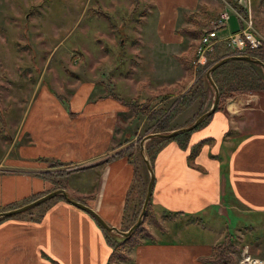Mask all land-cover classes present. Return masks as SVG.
Masks as SVG:
<instances>
[{"label": "crops", "instance_id": "0c3cea01", "mask_svg": "<svg viewBox=\"0 0 264 264\" xmlns=\"http://www.w3.org/2000/svg\"><path fill=\"white\" fill-rule=\"evenodd\" d=\"M139 1L140 7L147 8L146 14H154L155 29L146 35L142 28L146 14L128 15L125 23H132L130 31L113 37L121 46L130 37L129 48L121 50L134 57L124 73L115 70L108 81L99 61V80L74 74L64 83L54 81L56 95L39 99L42 85L32 95L12 145L15 155L0 164V206L44 195L59 184L107 225L126 231L134 222L142 182L146 180L147 189L149 171L145 161L144 169L131 155L116 150L120 124L125 119L137 121L124 102L139 90L144 98L165 87H173L178 95L179 85L187 81L185 92L195 77L178 58L193 57L198 38L178 30L192 25L185 17L199 12L202 5L207 7L210 21L220 14L216 0ZM252 1L249 7L243 6L257 25L254 35L263 41L264 0ZM127 2L132 8L131 0ZM240 27V20L230 12L226 26L218 32L219 41ZM122 51L103 52L99 57L117 67L120 61L125 63L123 55L118 58ZM129 80L134 87L125 98L118 89H128ZM128 125L129 121L124 126ZM198 142L197 152L191 155L190 144ZM188 145L183 149L175 141H167L150 160L154 174L150 208L165 223L153 239L128 246L127 259L113 258L109 263L113 245L122 235L107 233L88 211L55 195L34 218L30 214L28 219L0 221V264H209L212 248L223 235H217L216 242L194 234L182 236L192 232L201 219L206 223V235L219 230L213 224L223 211V189L242 207L264 213V91L237 93L225 101L191 132ZM69 164L73 165L71 171L60 180L63 166Z\"/></svg>", "mask_w": 264, "mask_h": 264}, {"label": "rangeland", "instance_id": "374dc122", "mask_svg": "<svg viewBox=\"0 0 264 264\" xmlns=\"http://www.w3.org/2000/svg\"><path fill=\"white\" fill-rule=\"evenodd\" d=\"M99 1L0 0V164L4 162L7 156L10 159L14 157L16 149L12 145L24 112L32 95L35 94L41 85L43 88L38 90L40 91L39 99H42L44 96L56 95L57 86L55 85L54 89H52L53 83H64L71 75L75 77L74 74L81 79L93 77L99 80V61L102 64L101 66H103L101 72L108 81L112 80V75L114 76L115 70L124 73V69L130 65V61L134 55L121 50H127L129 48L128 44L131 42L129 43L128 39L130 37H127L128 41H125V46L119 45V39L114 40L113 37H116L117 34H122L123 32L128 33L130 31L129 27H131L132 23H125L128 15L138 17L141 14L145 15L147 8H142L141 5L133 13L132 8H129L127 0H119L120 2L118 0H102V8L99 7ZM237 2L239 5L243 6L244 4L249 7L250 2L253 1L237 0ZM215 3L217 4L215 6L217 14L220 13V10L222 11L224 9H228L229 14L230 12L234 14V11H237L233 3L229 2V0H216ZM144 9L145 11H143ZM99 10H103L105 14L109 15V18H106L104 15H99ZM249 14L250 12L247 9V15L241 16L251 18ZM234 15L237 16L236 14ZM154 17L153 13L144 16L142 28L146 35L150 34L153 31L152 29H155V23H153ZM252 23V27L256 28L257 25H255L253 18ZM177 24H180V21ZM261 42H264V40H261ZM113 50V54H115L116 50L122 51L121 56L118 58L121 59L123 55L122 61L125 62L124 65L120 61L117 67H111L110 61L105 62L107 58L101 59L99 57V54L103 52L112 53ZM193 75L195 77V73ZM246 76L263 79V68L246 63L243 74L235 75L228 70H223L222 74L216 75L215 77L222 79L220 86H223L232 81L243 79ZM54 81L57 82L55 83ZM129 81H131V84H129L128 89H118L125 98V94H130L134 87L132 80ZM184 88L181 87L176 92H179V94L185 93L190 87L183 92ZM206 90L207 95L202 106L199 107L197 100L191 106L183 109L181 113L174 117L170 123V128L189 125L188 123L199 117L201 115L200 113L211 107L215 93L211 85ZM218 92H220L219 89ZM142 93L143 91L139 90L137 95H134V98L145 101L148 97H142ZM175 96L177 95L174 94L170 98ZM212 114L209 116L211 117ZM139 115L136 116V123L134 120H123L120 124L122 130L115 136L117 137L115 144L117 146L116 150L119 151L121 149V152L128 153L129 156L131 155L132 158L142 163V167L145 169L146 166L142 159L144 157L150 159L151 156L153 158V155L156 153L152 151L150 156L146 154V147L153 144L151 138L143 141V150L140 147V141L147 134L153 133V130L156 128L154 121H149L146 115ZM128 121L129 125L124 126L127 125ZM198 128L195 127L190 130V135L193 130ZM72 167L73 165L70 164L63 166V171L60 173V180H63V175L69 173ZM57 174L53 173L54 176ZM147 178L148 176L146 175L145 179ZM58 186L62 185L57 184L56 187ZM141 190L140 203L135 213L134 221L140 214L143 205L146 180L142 182ZM223 192L226 195L225 199L220 201V208L223 211L218 216L220 218L218 220L219 222L213 224V228L219 230L209 231V235H206V223L201 219L197 221V227L192 232H188L182 237L190 238L194 234L196 238H205V241L216 242V238H220L221 235L224 237L226 234H230L232 244H234V249L230 251V254L234 262L229 263L226 261L224 264H238L243 250H247L252 256L264 258V213L251 212L242 207L227 189H223ZM48 199L29 208L31 210L27 209L16 213L14 217L26 219L30 214H32L33 218L38 216L39 213L43 212ZM23 203V201L18 202L21 206ZM149 210L151 211L150 207ZM151 213L153 212L151 211ZM151 213L144 215L140 223L143 227V230L137 233V238L140 242L143 239L148 240L145 236L146 233L149 236L151 235L153 239V236L160 232L163 228V223H165L161 217L159 220H157V216L152 217ZM215 217L212 216L211 218ZM170 225L171 223L168 222V229L174 227L172 226L171 228ZM210 233L212 236H210ZM119 237L120 240L118 242L122 240V236ZM127 247H122L121 245L117 247V251H121L124 254Z\"/></svg>", "mask_w": 264, "mask_h": 264}, {"label": "trees", "instance_id": "16d2710c", "mask_svg": "<svg viewBox=\"0 0 264 264\" xmlns=\"http://www.w3.org/2000/svg\"><path fill=\"white\" fill-rule=\"evenodd\" d=\"M131 2L133 4L132 12L140 8L139 0H131ZM229 2L233 3V5L235 6L234 8H236V10L240 13V15L242 16L247 15L246 8H244V6L242 5H239L237 0H229ZM99 15H104L106 18H109V15L105 14L103 10H99ZM185 18L192 25L183 27L180 30H178V32L181 34L189 35L193 38H200V36L204 32V29L208 27L210 21L209 13L205 5H202L200 7L199 12H192L189 15H186ZM135 21L138 23L140 22V19L136 18ZM240 24L242 27L243 21L241 19H240ZM223 49H225V51H223ZM227 56H249L252 59H259L264 63V42H261V46L258 48V50H253L247 47L244 51L235 52V49H232L227 44V41H218L214 46V50L207 55V61L205 64H197V65L194 64V61L196 60V54H194L193 57L191 58L179 57L178 59L186 67V69L190 73V76L191 74L195 73V80L187 92L180 93L177 96L170 98L171 96H173V94H175L174 93L175 89L173 87H165L154 92L143 103H140L137 98H132L128 101H125L124 104L127 106L129 110L134 112L136 115L139 114L146 115V118L149 121L151 120L154 121L156 129L153 130V133H167L173 129L183 127V126L180 127L177 126L175 128H170L171 127L170 123L172 122V120L176 115H178L183 111V109L191 106L197 100L199 107L202 106L207 95L206 88L210 86V83L206 78V72L214 65V63ZM246 63L260 67L259 64L253 61L235 58L226 61L225 63L215 68L211 72V79L217 86V89L220 90L219 101L215 110H217L225 101H227L237 93H241L244 91H251V92L264 91V80H263L264 78L263 79L254 78L252 76H246L243 79L232 81L231 83L220 86V82L222 81V79L220 77H215L216 75L222 74L223 70H228L230 73H234L235 75L243 74L244 66ZM186 83L187 81L181 83L179 86L184 87ZM114 96L116 95L114 94ZM208 118H210V116L203 119L196 126V128L203 125ZM193 121L194 120H192V122ZM192 122L188 124H191ZM189 135H190V131H186V132L174 134L170 137H153L151 138L153 144H150L145 149L147 152L146 154L147 156L148 155L150 156V154H152L151 153L152 151L153 153L158 152L161 149V147L165 144V142L171 140H175L180 148L183 149L188 148ZM199 144L200 142L196 144H190L192 145L190 146L191 155L197 152L199 148ZM150 159H152V156ZM59 187L60 186L56 188ZM39 196H31L25 199L22 205L38 198ZM77 200L84 202L83 200L80 199ZM19 206L21 205H19L17 202L7 204L1 206L0 211L13 209ZM149 207H150V202H148L147 204V209L144 215H148V213L149 214L151 213ZM15 215L16 214L9 215L6 217H0V221L8 217H14ZM151 216L154 217L155 215L151 213ZM134 222L131 225H133ZM158 227L160 228L159 225ZM142 230L143 227L141 224H139L129 235L123 236L122 240L118 242L117 245H113V252L110 256L109 263L110 261H112L113 258H119L121 260L127 259V256L125 254L117 251L118 250L117 247L121 245L122 247L133 246L140 243L139 239L137 238V233ZM106 232L111 233L110 231H106ZM145 236L147 237L148 240L152 239L151 235L149 236L148 233H146ZM109 242L113 243V239H109ZM233 249H234V244H232V238L230 234H226L220 243L213 246L212 255L210 258L207 259V262L209 264H224L226 261L229 263H233L234 261L230 254V251H233Z\"/></svg>", "mask_w": 264, "mask_h": 264}, {"label": "water", "instance_id": "95a60500", "mask_svg": "<svg viewBox=\"0 0 264 264\" xmlns=\"http://www.w3.org/2000/svg\"><path fill=\"white\" fill-rule=\"evenodd\" d=\"M235 58H240V59H244V60H248V61H253V62L259 64L263 68V71H264V63L261 60H259V59H252L249 56H227V57H224V58L220 59L219 61L214 63V65L206 72V78L208 79V81H209V83H210V85L213 88L214 93H215L214 99H213V103H212L211 107L208 110L204 111L199 117H197L191 124H189L187 126H183V127L177 128V129H173V130H171V131H169L167 133H150V134H147L146 136L143 137V140L140 141L141 149L143 150V141L144 140H147V139L153 138V137H170V136H172L174 134L190 131V130L194 129L203 119H205L210 114H212L214 112L217 104H218L219 92H218L217 86L215 85V83L211 79V72L215 68H217L220 65H222L223 63H225L226 61L232 60V59H235ZM144 161H145V164H146L147 169L149 171V181H148V184H147L146 195L144 197V201H143V205H142L140 214L138 215V217H137L136 221L134 222V224L131 225V227H129V229L126 230V231H119L116 227H111V226L107 225L97 215V213H95L90 207H88L84 203H81L80 201L72 199L63 188H57V189H55L53 191H50V192H48V193H46V194H44V195H42V196L30 201V202H28V203H26V204H24L22 206H19V207L13 208V209H9V210H2V211H0V217H6V216H9V215H12V214L19 213V212H21L23 210H27V209L39 204L40 202H42V201H44V200H46L48 198H51V197H53L55 195H59L60 194L66 200L71 202L72 204H74V205H76V206L88 211L91 215H93V217L96 218V220L106 230L116 231L119 234H121L122 236H127L142 222V219H143L144 214H145L146 209H147V204H148L150 196H151V189H152V184H153V181H154V174H153V170L151 168L149 159L144 157Z\"/></svg>", "mask_w": 264, "mask_h": 264}, {"label": "built area", "instance_id": "2783aa9c", "mask_svg": "<svg viewBox=\"0 0 264 264\" xmlns=\"http://www.w3.org/2000/svg\"><path fill=\"white\" fill-rule=\"evenodd\" d=\"M237 18L244 22V26L230 33L225 38L227 44L235 49V52L244 51L247 47L250 49H258L261 45V40L257 38L252 29L251 18H244L238 11H234ZM229 19V10L224 9L220 15L209 22V26L204 29L203 34L198 38L197 47L195 49L196 60L194 64H205L207 55L214 50L215 44L220 40L218 36L219 30L226 26ZM241 259L238 264H264V258L252 256L247 250L242 251Z\"/></svg>", "mask_w": 264, "mask_h": 264}]
</instances>
